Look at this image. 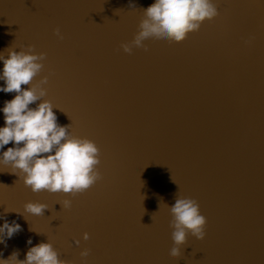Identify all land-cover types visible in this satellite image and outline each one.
<instances>
[{"label": "water", "instance_id": "obj_1", "mask_svg": "<svg viewBox=\"0 0 264 264\" xmlns=\"http://www.w3.org/2000/svg\"><path fill=\"white\" fill-rule=\"evenodd\" d=\"M212 2L217 17L183 42L126 53L153 0H0V54H44L22 88H43L36 103L95 143L101 177L74 195L33 193L0 166V224L21 225L0 259L46 242L64 264H264V0ZM14 95L0 92V107ZM176 198L206 225L172 257Z\"/></svg>", "mask_w": 264, "mask_h": 264}, {"label": "clouds", "instance_id": "obj_2", "mask_svg": "<svg viewBox=\"0 0 264 264\" xmlns=\"http://www.w3.org/2000/svg\"><path fill=\"white\" fill-rule=\"evenodd\" d=\"M217 15L212 0H153L144 9L146 18L140 22L138 33L121 47L130 53L132 47H143L142 41L146 39L181 43L188 34L198 31L203 22L211 21ZM56 35L60 36L58 29ZM43 59V53L33 54L31 49L28 52L10 50L7 57L0 54V82H3L0 92L15 93L0 107L4 121L0 126V166H10L12 173H19L23 184L33 193H82L101 178L96 169L100 162L99 149L93 141L70 135L67 126L59 125L50 101L36 103L46 95L43 88H22V85H30L41 71ZM46 82V78L41 81ZM10 143L12 146L5 150ZM69 204L70 201H63L65 208ZM45 207L33 202L24 205L25 211L34 216L42 215ZM170 213L175 245L170 255L179 257L189 233L198 240L204 238L206 218L200 213L197 202L189 198H176ZM20 230L21 225L15 220L11 223L4 220L0 224V244ZM83 238L87 240L88 234L84 233ZM27 243L31 245V239ZM86 255V250L81 253V256ZM0 264L64 262L58 258L52 244L41 242L28 248L23 261H18L17 253L13 252L9 258L0 259Z\"/></svg>", "mask_w": 264, "mask_h": 264}]
</instances>
